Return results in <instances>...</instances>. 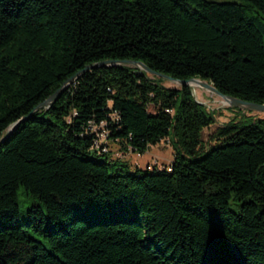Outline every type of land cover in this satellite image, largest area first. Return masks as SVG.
<instances>
[{"label": "trees", "instance_id": "obj_1", "mask_svg": "<svg viewBox=\"0 0 264 264\" xmlns=\"http://www.w3.org/2000/svg\"><path fill=\"white\" fill-rule=\"evenodd\" d=\"M105 60L264 104V0H0V264H264V118L204 149L214 114L190 88L115 66L8 135ZM102 122L107 148L168 140L172 163L132 170L95 150Z\"/></svg>", "mask_w": 264, "mask_h": 264}, {"label": "rangeland", "instance_id": "obj_2", "mask_svg": "<svg viewBox=\"0 0 264 264\" xmlns=\"http://www.w3.org/2000/svg\"><path fill=\"white\" fill-rule=\"evenodd\" d=\"M147 76L150 79H160L159 83L163 87L177 90L181 88V86L176 82L152 77L148 74ZM188 88H190L195 101L205 106L208 111L214 114L215 123L210 127L205 128L201 133L200 140L204 149L213 144L210 140L211 134L218 127L228 123L229 121L234 119L238 120L243 116L260 119L264 118V113L262 112L248 111L241 108L231 107L226 102L223 103L222 98L199 87L198 85L193 84ZM108 148L112 158H119L126 161L132 170L135 168L144 170L147 166L156 167L158 169H168L175 155V150L168 140H161L157 144L151 145L143 154H137L130 150H125L121 144L112 141L109 142Z\"/></svg>", "mask_w": 264, "mask_h": 264}, {"label": "water", "instance_id": "obj_3", "mask_svg": "<svg viewBox=\"0 0 264 264\" xmlns=\"http://www.w3.org/2000/svg\"><path fill=\"white\" fill-rule=\"evenodd\" d=\"M115 66H129L133 68H137L139 71L144 72L148 75H151L152 77L167 79L173 82H176L181 87H190L191 85L189 83H195L199 87L208 90L209 92L219 96L222 98L229 106L234 108H241L248 111H257L264 113V104H255L250 103L238 98H234L231 96H226L222 93H220L211 83L206 82L200 78H191L189 80H175L171 78L168 75L156 72L151 70L149 67H147L144 63L140 61H132V60H105L98 62L94 65H88L84 69L78 71L74 76H72L61 88L56 90L52 95H50L48 98H46L43 102L38 104L34 110L30 112L29 115L22 117L20 120L12 124L8 130V135L11 134L13 131H15L18 126L25 122L30 115H32L34 112L41 108H49L63 93L64 90L68 88L77 78H79L82 74L85 72L93 69V68H107V67H115Z\"/></svg>", "mask_w": 264, "mask_h": 264}, {"label": "built area", "instance_id": "obj_4", "mask_svg": "<svg viewBox=\"0 0 264 264\" xmlns=\"http://www.w3.org/2000/svg\"><path fill=\"white\" fill-rule=\"evenodd\" d=\"M91 130L95 132V139L93 142V148L95 150H101L102 152H106L108 150L106 142L108 141L107 131L104 129V123H100L98 128L96 126H91ZM102 143H105V146H102Z\"/></svg>", "mask_w": 264, "mask_h": 264}, {"label": "bare ground", "instance_id": "obj_5", "mask_svg": "<svg viewBox=\"0 0 264 264\" xmlns=\"http://www.w3.org/2000/svg\"><path fill=\"white\" fill-rule=\"evenodd\" d=\"M191 86L193 85V84H195V83H189ZM196 85V84H195ZM223 103H225V101L223 100Z\"/></svg>", "mask_w": 264, "mask_h": 264}]
</instances>
